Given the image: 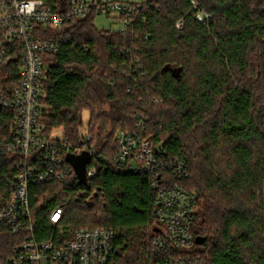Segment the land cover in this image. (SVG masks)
I'll use <instances>...</instances> for the list:
<instances>
[{"label": "trees", "instance_id": "trees-1", "mask_svg": "<svg viewBox=\"0 0 264 264\" xmlns=\"http://www.w3.org/2000/svg\"><path fill=\"white\" fill-rule=\"evenodd\" d=\"M191 1L161 0L162 9L126 35H107L93 15L55 33L67 41L51 57L42 122L76 151L89 113L90 141L72 156L88 153L85 172L97 173L81 179L68 158L72 174L31 187V210L46 232L57 208L71 231L113 229L110 264L156 261L150 176L107 167L119 150L117 132H136L138 116L167 159L189 168L181 185L198 198L193 233L206 239L194 246L200 264H264V0H194L212 16L205 24ZM16 76L17 66L0 65V85L9 88ZM13 124V111L3 109L0 139ZM17 173L16 160L0 151V206Z\"/></svg>", "mask_w": 264, "mask_h": 264}, {"label": "built area", "instance_id": "built-area-1", "mask_svg": "<svg viewBox=\"0 0 264 264\" xmlns=\"http://www.w3.org/2000/svg\"><path fill=\"white\" fill-rule=\"evenodd\" d=\"M161 0H0V65L17 66V76L9 88L0 85V108L14 113L11 134L0 139V151L16 160L18 173L15 189L5 205L0 206V264H110L114 257L115 232L111 228H80L71 231L62 223L64 211L55 209L49 218L52 229H39L34 221L30 189L62 181L72 174L67 163L70 155L86 149L90 137L83 135L84 148L74 151L63 134L46 132L42 118L45 82L51 57L60 52L67 40L55 35L72 20L103 17L111 28L107 35H126L145 23L152 11H160ZM32 4L31 11L28 5ZM195 19L202 24L212 16L191 1ZM95 24V22H94ZM117 27V29H113ZM184 23H177L182 30ZM8 81V76H4ZM0 111V112H1ZM116 139L119 150L107 167L116 171L148 174L157 193L152 228L155 238L151 253L153 264H200L195 255L193 233L198 210L197 195L181 182L190 176L182 159H167L160 144L145 136L144 118L137 117V131L120 130ZM97 168L86 173L96 176ZM156 230V231H155Z\"/></svg>", "mask_w": 264, "mask_h": 264}, {"label": "water", "instance_id": "water-1", "mask_svg": "<svg viewBox=\"0 0 264 264\" xmlns=\"http://www.w3.org/2000/svg\"><path fill=\"white\" fill-rule=\"evenodd\" d=\"M62 3L65 2V0H61ZM1 111V108H0ZM69 160L74 163L76 171L81 179H84L86 177V166L91 160V156L88 153H84L82 156H69ZM156 231V230H155ZM206 239L198 237L196 239L197 245H203L205 243Z\"/></svg>", "mask_w": 264, "mask_h": 264}, {"label": "rangeland", "instance_id": "rangeland-1", "mask_svg": "<svg viewBox=\"0 0 264 264\" xmlns=\"http://www.w3.org/2000/svg\"><path fill=\"white\" fill-rule=\"evenodd\" d=\"M95 26L99 29V30H109L111 28V24L109 21H107L105 18L100 17L98 19L95 20ZM113 29H117V27H113ZM90 120V115L89 113H86L84 115V126L83 129L81 131V136L86 135L87 134V127H88V123ZM61 131H57V134L59 135Z\"/></svg>", "mask_w": 264, "mask_h": 264}, {"label": "clouds", "instance_id": "clouds-1", "mask_svg": "<svg viewBox=\"0 0 264 264\" xmlns=\"http://www.w3.org/2000/svg\"><path fill=\"white\" fill-rule=\"evenodd\" d=\"M32 7H33L32 4H29V5H28V9H29V11H31Z\"/></svg>", "mask_w": 264, "mask_h": 264}]
</instances>
